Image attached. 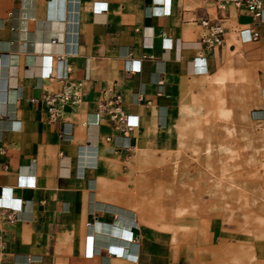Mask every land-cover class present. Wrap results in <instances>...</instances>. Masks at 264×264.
I'll list each match as a JSON object with an SVG mask.
<instances>
[{
    "label": "crops",
    "instance_id": "crops-1",
    "mask_svg": "<svg viewBox=\"0 0 264 264\" xmlns=\"http://www.w3.org/2000/svg\"><path fill=\"white\" fill-rule=\"evenodd\" d=\"M205 16L223 17L222 46L202 43ZM252 21L214 0H0L2 264H143L139 230L106 229L134 217L127 159L173 127L189 84L246 72L264 99V22L251 39ZM68 80L82 83L81 101L52 122L42 97ZM116 93L138 123L129 135L99 110ZM89 229L117 249L89 243Z\"/></svg>",
    "mask_w": 264,
    "mask_h": 264
},
{
    "label": "rangeland",
    "instance_id": "rangeland-1",
    "mask_svg": "<svg viewBox=\"0 0 264 264\" xmlns=\"http://www.w3.org/2000/svg\"><path fill=\"white\" fill-rule=\"evenodd\" d=\"M189 85L182 89L173 127L139 145L126 162L127 190L137 197L128 200L127 209L141 223L134 232L139 230L143 264H264V222L261 225L259 214L248 209L256 204L264 208V113H258L264 109L261 80L246 72L234 77L233 71L225 70L216 79ZM208 146L215 155L209 160L217 168L228 162L233 171L249 174L254 181L248 189L250 204H244L245 197L222 202L213 186L209 193L195 192L209 162ZM199 152L201 162L194 156ZM239 201L244 205L231 207Z\"/></svg>",
    "mask_w": 264,
    "mask_h": 264
},
{
    "label": "built area",
    "instance_id": "built-area-1",
    "mask_svg": "<svg viewBox=\"0 0 264 264\" xmlns=\"http://www.w3.org/2000/svg\"><path fill=\"white\" fill-rule=\"evenodd\" d=\"M219 9L225 10L228 5L232 4L237 8L245 7L253 18L252 26L248 29L249 38L257 39L260 35L258 26L264 22V2L263 0H214ZM201 24L205 27L206 33L202 38V43L210 48L220 47L225 43L226 26L223 23V17L214 19L205 16L201 18ZM66 79L64 73L59 75ZM81 82L68 80L61 90L44 94V101L49 120L59 121L66 113L67 107L76 105L81 101ZM99 110L106 114L112 124L122 130L124 135H129L138 123L131 121V115L125 111L122 104V96L120 93L112 95L100 104ZM71 132L63 131V137H67ZM110 139V137H109ZM120 146V145H117ZM5 241L0 234V264L3 263L5 257Z\"/></svg>",
    "mask_w": 264,
    "mask_h": 264
},
{
    "label": "bare ground",
    "instance_id": "bare-ground-1",
    "mask_svg": "<svg viewBox=\"0 0 264 264\" xmlns=\"http://www.w3.org/2000/svg\"><path fill=\"white\" fill-rule=\"evenodd\" d=\"M199 45H200V42H199ZM56 48V47H55ZM54 47H53V49H55ZM129 68H135V67H137V66H135L134 65V61H133V64L131 63V65H130V63L128 62V65H127ZM258 113H264V109L263 110H260V111H258ZM131 118V117H130ZM132 121V120H131ZM133 122V121H132ZM136 123V122H135ZM116 141H118V142H120V141H122V138H120V137H118L117 139H116ZM211 141V140H210ZM210 146V145H209ZM208 146V148H206L207 150H208V152H209V154H207V159H208V163L206 164V172L204 173H202V180H201V182H199L198 184H197V189H196V191L195 192H200V193H202L203 192V189H204V191H207L208 193H209V188L210 187H216L214 190H213V192L214 191H218V196H217V199L218 200H222V202H223V199H225V200H231V199H236V198H239V197H245V200H244V204L245 203H249V199H250V193H249V195H248V189H249V187L251 186V185H253V183L252 182H254L251 178H250V176H249V174H244V173H240V172H238V171H233L232 170V168H231V166H229L230 164L228 163V162H224L223 163V165H222V168H221V170L219 169V168H217L212 162H210V160L209 159H215V155L211 152V150L213 149L212 148V146L211 147H209ZM196 148V147H195ZM197 150H198V148H196ZM196 149H195V151H196ZM205 149V148H204ZM202 150V149H201ZM198 151H200V150H198ZM197 152V151H196ZM211 152V153H210ZM196 154V153H195ZM194 156H197V158H198V162L200 161H202L201 159H202V155L200 154V152L197 154V155H194ZM220 155H218V157H219ZM217 158V157H216ZM221 161V160H220ZM219 161V162H220ZM218 162V161H217ZM217 165H218V163H217ZM232 165V164H231ZM219 166V165H218ZM247 173H248V171H247ZM209 176H211V178L213 179L212 181H210L209 180ZM257 182H258V180H256ZM256 182V183H257ZM158 188V187H157ZM136 189V188H135ZM137 190V189H136ZM149 190V189H148ZM158 190V189H157ZM156 190V191H157ZM128 191V190H127ZM157 193V192H156ZM131 194V193H130ZM147 194V193H146ZM213 194V193H212ZM215 194V193H214ZM127 195V194H126ZM210 195V194H209ZM129 196V195H128ZM159 196V195H158ZM252 196V195H251ZM160 197V196H159ZM210 197V196H209ZM214 199V198H213ZM255 201H256V198H253ZM205 201V200H204ZM214 201H216V200H208L207 201V203H209V204H211V203H213ZM229 202H232V201H229ZM241 201H239V202H237V203H231V207L232 208H234V207H237L238 205V203H240ZM141 203V202H140ZM139 203V204H140ZM214 203H216V202H214ZM226 203H227V201H226ZM228 204H230V203H228ZM244 204H242V203H240V205H244ZM250 204V203H249ZM254 204H256V202H254ZM259 204V203H258ZM127 205V204H126ZM131 205V204H130ZM144 205H145V203H144ZM203 205H204V203H203ZM213 205V204H212ZM220 205H222L221 203H220ZM227 205V204H226ZM237 205V206H236ZM210 205H208V207H209ZM218 206V205H217ZM228 206V205H227ZM203 207V206H202ZM208 207H206V208H208ZM222 207H223V205H222ZM229 208H230V206H228ZM238 207H241V206H238ZM146 208V207H145ZM224 208V207H223ZM200 209V208H199ZM248 209H250V210H252L253 212H254V214L255 213H257V214H259L258 215V219H259V221H261V225H262V223L264 222V208H261L260 206H257V204L256 205H253L251 208H248ZM201 210V209H200ZM231 210V209H230ZM233 210V209H232ZM249 210V211H250ZM209 211V210H208ZM220 211V210H219ZM233 211H235V210H233ZM232 211V212H233ZM195 212H197V211H195ZM212 212V211H211ZM178 213H180V210H178ZM204 214V213H203ZM218 214V213H217ZM224 214V213H223ZM206 215H207V213H206ZM210 215H211V213H210ZM220 214H218V216H219ZM230 215H233V213L232 214H230ZM242 215V214H241ZM204 216H205V214H204ZM221 216V215H220ZM233 218V217H232ZM201 220H203V219H201ZM250 222V221H249ZM204 223V222H203ZM254 225V224H253ZM260 225V226H261ZM207 226V225H206ZM239 226H240V224H239ZM98 227V226H97ZM139 227H141V223H140V221L137 219V218H134V217H130V216H126V215H120V216H117V218H116V222L115 223H110L108 226H107V231H110L111 232V235L112 236H114L115 234H113V231L114 230H116V228H120L121 229V232H120V235L121 236H124V235H130L131 233H132V231L134 230V228H139ZM198 228V227H197ZM259 228V227H258ZM209 230V229H208ZM88 234H87V239H88V241H89V243H93V245H94V241L96 240V242H98V241H101V242H104L105 244H106V248H108V249H113V248H116L117 249V246L115 247L114 246V244H111V241H110V239H102V238H98V237H96V235H95V232L93 231V229H89L88 230V232H87ZM208 238H209V236L208 235H204L203 236V239H205V240H208ZM223 241V240H222ZM192 242V241H191ZM99 243V242H98ZM97 243V244H98ZM96 244V245H97ZM195 245V244H194ZM214 246V245H213ZM216 246V245H215ZM227 246V245H226ZM218 247V246H217ZM220 248H222L221 246H219ZM229 246H227V248H228ZM92 248H93V246H92ZM216 248V247H215ZM215 248H213L214 250H215ZM121 249V248H120ZM235 249V248H234ZM204 250H205V248H204ZM227 250V249H226ZM230 250V249H229ZM211 251H213V250H211ZM222 251H224V250H222ZM231 251V250H230ZM6 252V251H5ZM122 252H123V255L122 256H124V255H130L129 254V250L126 248V247H122ZM201 252V251H200ZM229 252V251H228ZM87 253V252H86ZM88 253H89V251H88ZM92 253V252H91ZM231 253V252H230ZM232 253H234V252H232ZM216 254H218V253H216ZM220 255V254H219ZM223 256L225 255V253L224 254H222ZM213 257V256H212ZM214 257H216V256H214ZM218 257H220V256H218ZM222 257V256H221ZM198 258H199V254H198ZM224 258V257H223ZM223 258H221V259H223ZM190 259H192V258H190ZM220 260V259H219ZM221 261V260H220ZM193 262V261H192ZM212 264H214V263H212Z\"/></svg>",
    "mask_w": 264,
    "mask_h": 264
}]
</instances>
